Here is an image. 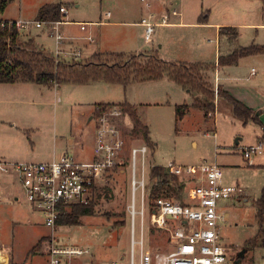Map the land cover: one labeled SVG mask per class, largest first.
Instances as JSON below:
<instances>
[{
	"label": "rangeland",
	"instance_id": "obj_1",
	"mask_svg": "<svg viewBox=\"0 0 264 264\" xmlns=\"http://www.w3.org/2000/svg\"><path fill=\"white\" fill-rule=\"evenodd\" d=\"M60 1L67 8L66 17L62 13L61 18L73 20L106 18L104 13L108 10L112 14L110 20L134 21L140 17V7L144 16L150 9L155 10L150 17L152 21L161 20L163 14L168 15L167 20H175L178 15L171 14V10L183 11L181 19L187 24H157L150 40L144 39L142 25L87 24L83 30L75 22L61 24L59 29L65 36L62 48L81 50L82 57H58L64 63L106 60L107 53L87 57L94 48L121 52L124 55L118 57L120 61L146 54L181 64L206 63L203 77L213 87V110L205 116L203 109L193 106V91L169 77L126 85L104 81L49 85L0 83V160L42 161L41 155L52 153L54 158L66 153L77 161L90 159L96 132L95 118L89 119L91 107L95 102H113L123 111L115 123L125 135L126 143L150 146L145 158L146 170L151 163L164 165L169 160L182 166L215 162L222 168L223 182L240 187L219 200L218 208L224 216L221 242L228 245L232 262L236 251L246 246L243 257L233 264H264V234L256 235L261 227L254 205L264 186V109L256 113L258 108L242 102L253 111L252 117L243 122L226 107V100L217 93L219 84L213 82L219 79V86L228 93L238 92L251 105L264 104V54L246 55L235 65L214 67L218 54L232 50L233 46L264 44V24H248L264 22V0H10L0 14L36 19L40 5ZM204 13L207 16L203 18ZM209 21L241 22L233 25L238 31L237 38L222 34L218 44V29ZM89 29L95 34L92 42L82 37ZM18 36L21 41L32 40V45L46 52L55 50L54 36L46 27L32 28L30 33L21 32ZM218 45L220 52L216 53ZM251 88L256 94L251 93ZM122 102L136 108L137 117L148 128L149 141L133 133L134 118L125 110L126 105H120ZM177 105H186L187 110L176 119ZM258 141L262 142L261 147L248 159L244 157L242 149ZM129 176L127 166L122 173L114 170L106 185L99 189L90 213L79 216L76 224L59 223L50 228L43 223L41 212L23 197L14 175L0 173V264H46L43 248L51 233L59 244L88 247L92 251L90 259L96 263L128 258L132 240ZM179 178L183 187L175 199L186 201L192 178ZM133 228V238L138 241L141 229L138 214L133 219ZM143 232L148 250L165 252L173 248L168 230L150 224L146 217ZM252 237L255 244L249 247L246 240ZM134 248L137 252L138 243Z\"/></svg>",
	"mask_w": 264,
	"mask_h": 264
},
{
	"label": "built area",
	"instance_id": "obj_2",
	"mask_svg": "<svg viewBox=\"0 0 264 264\" xmlns=\"http://www.w3.org/2000/svg\"><path fill=\"white\" fill-rule=\"evenodd\" d=\"M59 12L65 13L61 5ZM108 15V11L105 12ZM171 14L178 15L175 8ZM151 14L143 16L140 23L144 26V39L150 40L153 27L167 23L168 15L163 14L159 22L152 21ZM64 20L56 19H26L2 18L0 27H14L21 32H29L32 28L46 27L55 39V60H60L59 54L71 59L80 56L78 49L65 51L60 46L65 39L59 29ZM88 22H78L85 29ZM90 39V35H87ZM251 73H254L252 68ZM123 111L118 105H110L97 116L96 132L93 143V156L88 160L77 161L70 155L61 153L59 157L49 161H8L0 160V173H10L17 179L23 197L31 206L38 209L43 217V223L50 228L57 225L58 218L75 204H88L96 198V192L104 187L114 170L120 173L125 166L129 169L130 202L128 204L131 224V244L128 258L111 259L96 263L90 259L92 251L88 247L59 244L51 233L43 250L46 264H233L229 255V247L221 242L220 226L224 219L219 210V200L229 197L239 191L237 185L223 182L222 168L215 162H201L196 165L182 166L174 161L162 165L176 176H190L191 184L186 190V201L159 196L152 206L147 198V170L145 158L149 146L145 143H126L125 135L117 127L115 118ZM262 145L246 146L242 149L247 159ZM140 164V172L138 170ZM155 164V163H152ZM137 191L139 192V208L136 209ZM140 216V239L133 238V219ZM158 228L168 230L173 248L169 251H150L144 246V220ZM138 251L135 252V244Z\"/></svg>",
	"mask_w": 264,
	"mask_h": 264
},
{
	"label": "trees",
	"instance_id": "obj_3",
	"mask_svg": "<svg viewBox=\"0 0 264 264\" xmlns=\"http://www.w3.org/2000/svg\"><path fill=\"white\" fill-rule=\"evenodd\" d=\"M10 0H0V13ZM60 3H45L39 7L37 18L56 19L60 17ZM207 14H202L206 17ZM228 29V32H224ZM218 34H229L233 39L237 38L238 31L235 26H220ZM18 31L14 27H0V83L12 82H34L38 84L49 85L51 83H86L94 80L105 82H117L122 85L131 82L143 80H155L162 77H169L182 85L186 90L193 91V106L203 109L204 115L213 110L214 92L213 87L208 85V81L203 77L206 69V63L193 62L191 64H181L155 58L153 55L142 54L138 59L127 58L120 61L118 57L124 55L121 52H97L90 57H97L102 53H107L106 60L89 62H61L55 60L53 53L46 52L42 48L32 45V40L21 41L18 37ZM264 53V44L237 45L226 53H219L216 58V66H224L237 63L240 57ZM217 93L223 97L227 106L237 118L246 122L252 117L253 111L250 107L233 97L230 93L218 85ZM126 105L134 118L132 127L133 133L141 134L145 141H149L148 128L142 124L136 115V108L131 104L122 102L120 105ZM111 103H96L93 115L97 116ZM187 110L186 105H177L175 110L176 119ZM148 145V144H147ZM149 146V145H148ZM150 147V146H149ZM152 147V146H151ZM183 187L182 180L175 174L167 171L161 164H150L147 169V198L152 206L153 201L159 196L178 198V194ZM99 190L96 192V196ZM94 200L88 204H75L70 210L63 213L57 220V223L76 224L79 216L92 211ZM256 215L260 224V231L256 235L264 234V186L260 191L258 198L254 200ZM255 238H249L246 241L247 246L255 244ZM36 246V245H34ZM246 248V246H244ZM34 248V247H33ZM247 250V248H246ZM237 257V256H236Z\"/></svg>",
	"mask_w": 264,
	"mask_h": 264
},
{
	"label": "crops",
	"instance_id": "obj_4",
	"mask_svg": "<svg viewBox=\"0 0 264 264\" xmlns=\"http://www.w3.org/2000/svg\"><path fill=\"white\" fill-rule=\"evenodd\" d=\"M48 3H51V2H48ZM53 3H60L61 5H63L65 8H66V6H65V4L64 3H62V1H60V2H53ZM60 5V6H61ZM76 6H78L79 4L77 3V4H75ZM40 6H42V5H40ZM39 9V7L37 8V10ZM166 9H168V8H166ZM176 9V8H175ZM178 10V9H177ZM108 10H106L105 12H107ZM139 11H140V17H139V19H137V20H119V19H116V20H113V19H111L110 20V17L112 16V14L108 11V15H106L105 13H104V15H105V17L106 18H102L101 16H99V18L98 19H87V20H73V19H68V18H64V20H67V21H64L63 23H61V24H68L69 22H75L76 24H78V22H88V25H108V24H118V23H125V24H135V25H142L141 23H140V19H141V17H143L145 14L143 13L144 11L142 10V7H140L139 8ZM154 11L155 10H149V13L148 14H151V16L150 17H152L153 16V13H154ZM179 11V14H178V19H175V20H169L167 23H164V24H178V25H180V24H187V22H185L184 20H182L181 18H182V16H183V11H181V10H178ZM202 11V10H201ZM201 13V12H200ZM67 14V8H66V12L65 13H63V15L65 16ZM147 14V15H148ZM0 16L2 17V18H11V17H4V16H2L1 14H0ZM19 17H21V16H19ZM60 17H61V13H60ZM66 17V16H65ZM36 19H38L37 17H36ZM160 20H157L156 22H159ZM192 23H195V22H192ZM209 24H214L216 27H217V29H219V27L220 26H225L224 24H228V25H230V26H233V25H238L239 23H241V22H220V21H216V22H211V21H209L208 22ZM248 24H264V22H261V23H248ZM158 25H161V24H158ZM143 26V25H142ZM161 26H163V25H161ZM32 30V29H31ZM31 30L29 31V32H27V33H30L31 32ZM84 30V29H83ZM94 33V31H93V29H89V31H88V33H87V35H90V39L89 38H87V35H84V36H82L83 38H85V39H87L88 40V42H92V40H93V35H95V34H93ZM30 37V35H28V38ZM220 37H221V35H219L218 34V38H219V40H218V44L220 43ZM238 45H241V44H238ZM237 46V45H236ZM61 47H62V44H61ZM232 48H234V46L232 47ZM63 50H65L64 48H62ZM65 51H68V50H65ZM54 50L52 51V53L54 54ZM92 52V53H91ZM97 52H104V51H95V49L93 48V49H91L90 50V53L91 54H88L87 55V57L89 56H91L92 54H94V53H97ZM220 51H219V45H218V47L216 46V53H219ZM79 53H80V56H79V58H81L82 57V54H81V50L79 51ZM259 55H263L264 53H258ZM67 56L68 57V55H66V54H64V52H61L60 54H59V56ZM78 58V57H77ZM85 58V57H84ZM241 58V57H240ZM240 58L238 59V61L240 60ZM74 59H76V58H74ZM237 61V62H238ZM235 64H237V63H235ZM235 64H230V65H235ZM230 65H228V66H230ZM225 66V65H224ZM218 69L219 68H221L222 66H216ZM254 73H255V71H254ZM253 73V74H254ZM163 78V77H162ZM218 81H219V79H217ZM97 81H102V80H94V81H89V82H86V83H90V82H97ZM218 81H216V80H213V82H215L216 84H219L220 85V83L218 82ZM17 82H21V81H17ZM17 82H12V83H17ZM105 82V81H104ZM21 83H26V82H21ZM32 83H34V82H32ZM38 84V83H37ZM72 84H78V83H72ZM79 84H81V83H79ZM41 85H45V84H41ZM229 86H234L233 84H230ZM262 86H264V85H262ZM23 87V86H22ZM53 87H55V85H53ZM24 88V87H23ZM224 89V88H223ZM251 90V93L252 94H256V91L253 89V88H251L250 89ZM228 92V91H227ZM232 93V94H231ZM231 95L233 96V97H235L236 99H238V100H240L241 102H244L246 105H248V106H250V107H254L253 109H259L260 110V112H262V110L264 109V108H262L263 107V103H260V104H253L252 103V105H251V101L250 100H245V98L241 95V94H239L238 92H233V90H231ZM246 101V102H245ZM96 103H103V102H95V103H93V105H92V107H91V110H90V112H91V115H90V117H89V119L90 118H95V116L93 115V112H94V107H95V104ZM104 103H113V102H104ZM115 104V103H114ZM134 106V105H133ZM53 139H55V137H52ZM70 142L72 141V139H70L69 140ZM93 143H94V139H93ZM92 151H93V149H92ZM93 156V155H92ZM41 157L44 159V160H42V161H49V160H51L52 158H54L55 157V154L54 153H52V154H43V155H41ZM13 161V160H12ZM15 161H35V160H15ZM157 164V163H156ZM15 198L16 199H18V197L17 196H15Z\"/></svg>",
	"mask_w": 264,
	"mask_h": 264
},
{
	"label": "water",
	"instance_id": "obj_5",
	"mask_svg": "<svg viewBox=\"0 0 264 264\" xmlns=\"http://www.w3.org/2000/svg\"><path fill=\"white\" fill-rule=\"evenodd\" d=\"M256 113H260V110H257ZM238 142H239V139L236 138V139H235V143L237 144ZM245 251H246V248L243 247V248L237 253V257H236V259L234 260L233 263H235V262H236V263L239 262L240 258L243 257Z\"/></svg>",
	"mask_w": 264,
	"mask_h": 264
},
{
	"label": "flooded vegetation",
	"instance_id": "obj_6",
	"mask_svg": "<svg viewBox=\"0 0 264 264\" xmlns=\"http://www.w3.org/2000/svg\"><path fill=\"white\" fill-rule=\"evenodd\" d=\"M242 248H243V247H242ZM242 248H241V249H242ZM241 249H240V250H241ZM240 250H237V251H236V253H235L236 256H237V253H238Z\"/></svg>",
	"mask_w": 264,
	"mask_h": 264
}]
</instances>
